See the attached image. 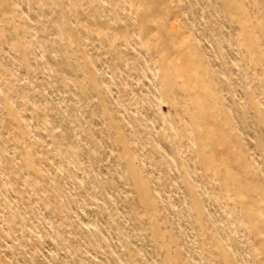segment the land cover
Instances as JSON below:
<instances>
[{"label":"rangeland","instance_id":"374dc122","mask_svg":"<svg viewBox=\"0 0 264 264\" xmlns=\"http://www.w3.org/2000/svg\"><path fill=\"white\" fill-rule=\"evenodd\" d=\"M0 264H264V0H0Z\"/></svg>","mask_w":264,"mask_h":264}]
</instances>
